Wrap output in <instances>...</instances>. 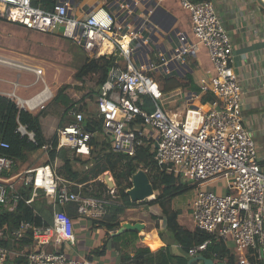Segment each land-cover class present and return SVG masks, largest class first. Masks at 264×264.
Segmentation results:
<instances>
[{"label":"built area","instance_id":"built-area-1","mask_svg":"<svg viewBox=\"0 0 264 264\" xmlns=\"http://www.w3.org/2000/svg\"><path fill=\"white\" fill-rule=\"evenodd\" d=\"M165 1L116 0L107 7L87 8L75 0H56L45 9L39 6L41 0H0V18L27 30L71 39L89 59L115 58L95 99L102 135L112 151L134 157L140 147L148 145L161 172L185 176L198 185L227 180L229 191L222 195L198 188L188 211L197 229L233 242L240 254L239 264H249L247 253L251 251L264 257V173L253 134L244 124L243 86L232 66V39L212 1L178 0L191 15L193 38L156 20ZM200 46L207 50L213 69L200 81L199 91L188 94L183 116L169 113L166 104L170 97L154 73L166 78L186 75L188 59ZM0 63L33 73L35 83H43V89L30 98L20 97L19 83H14L6 97L18 109L35 111L52 98L43 68L4 57ZM208 93L215 97L213 103L198 100ZM69 114L72 121L56 130L57 150L91 155L98 130L86 127L87 112L80 111L77 104ZM17 132L36 142L35 132L26 125L19 123ZM7 148L0 129V264L11 258L26 264H94L69 255L77 240L75 222L61 207L75 203L77 215L98 218L109 201L73 192L58 174L57 161L13 173L17 161L2 153ZM51 148L49 144L42 150ZM22 187L32 189L25 199L29 206L40 190L52 197V222L2 224L4 215L15 213L23 200ZM114 193L110 189L113 197ZM210 243L208 239L194 245L189 257L201 254Z\"/></svg>","mask_w":264,"mask_h":264},{"label":"trees","instance_id":"trees-1","mask_svg":"<svg viewBox=\"0 0 264 264\" xmlns=\"http://www.w3.org/2000/svg\"><path fill=\"white\" fill-rule=\"evenodd\" d=\"M36 1L37 0H35V3ZM191 1L197 3L204 0ZM55 2L56 0L41 1L47 8H51ZM0 21L12 23L2 18H0ZM114 62L115 58L113 57L111 59L104 56L98 59H89L86 56L84 64L78 67L75 79L86 83L88 82L89 76H94L97 79L96 85L86 86L88 89L87 93L78 99H71L70 95L65 91L67 87H70L69 85L63 86L58 90L54 99L46 106H43L37 113L20 110L15 102L6 96L0 95V129L3 139L9 144V148L3 149L2 153L12 157L16 161L27 162L29 155L41 150L45 145H52V148L48 151L49 160L46 163H54L57 161L59 164L57 167L58 174L73 192L81 193L85 197L105 198L109 201L105 205V212L102 216L91 218V223L94 226L106 229V236L108 238L111 237V233H115L120 229L124 220H129L132 223L144 222L146 223L147 230L156 228L159 225V221L164 220L166 230L175 237L177 244L182 248L181 254L172 255L169 252V248L166 250L161 249L153 253L148 247H143L141 251L134 256L132 264H166L170 262L187 264L190 258L188 255L189 249L208 239L213 240L207 248L208 251L212 250L219 255L226 256L227 251L225 245L217 241L214 235H210L199 229L192 232L185 228L179 221V211L173 209L172 199L187 191L189 189L188 185L181 182L179 178L176 179L170 173L161 172L155 162L154 153L150 151L148 145L140 147L134 157L114 153L111 144L105 139V136L102 135L97 113L87 110L83 105L87 99L97 98L99 88L107 80L109 71L113 67ZM186 76L188 77L189 73ZM176 78L178 77H162L165 81L163 84L164 92L169 93L180 87L179 80ZM96 86L98 91L95 90ZM79 89L81 88H76V90ZM214 100L215 97L213 94L208 93L203 97L202 102L205 104L213 103ZM76 104L80 111L87 112V119L85 121L86 127L89 130H98V134L92 140L93 149L91 155L85 156L87 158L86 160L79 159L82 155L73 150H57V132L48 140L46 138V131L42 125V119L48 117L58 119L60 127L70 123L72 121V116H70L69 112ZM19 123L26 125L29 130L35 132L36 142L29 141L27 137L21 136V134L17 132ZM76 164H80L83 169H76ZM99 164L106 166L117 182V186L114 189V197L110 194L109 189H107L108 185L104 181H95L97 183L93 181L94 177L98 178L105 172L93 171ZM140 169H143L148 174L154 186L155 198L132 203L127 194L129 188L120 184V181L125 177L129 178L132 182V176ZM79 185H81V187H79ZM21 192L23 200H21L17 211L4 215L2 224L7 223L10 227H15L22 221H29L37 225L42 224V219L47 218V215H49L47 214L48 208H41V212L35 211L33 206H29L25 203V199H28L32 195V189L30 187H22ZM43 193L45 194V192ZM45 196L47 197L46 194ZM35 201L33 203H35ZM129 201L130 204H127ZM68 207H70V209L67 211L71 215L73 212L76 213L74 211V209L76 210L77 208L75 203L69 204ZM157 207L160 209V213L154 211ZM132 211L139 213L137 215L134 214L136 215L134 217L129 216ZM102 248L101 251L96 249L94 252L97 254H104L106 246ZM250 253L249 264H262L256 257L258 256L257 253ZM233 259L234 258L231 256V260ZM21 260L20 258L17 259V261Z\"/></svg>","mask_w":264,"mask_h":264},{"label":"crops","instance_id":"crops-1","mask_svg":"<svg viewBox=\"0 0 264 264\" xmlns=\"http://www.w3.org/2000/svg\"><path fill=\"white\" fill-rule=\"evenodd\" d=\"M114 1L116 0H75V3L78 4L79 6L92 8L96 6L107 7L108 5L112 4ZM209 1H212L214 3L217 14L221 18L224 26L228 30L232 39L233 48H234L232 66L235 73L240 78L243 86L242 109H243L244 124L253 134L258 151V158L260 160L262 171L264 173V0H209ZM173 2L174 0H168L167 4H165V2L162 4L161 8H159L158 13L156 14L155 17L156 20L164 22L166 26H168L170 29L176 28V29L184 30L193 38L192 24H191L192 20L189 14L181 10H174L172 4ZM10 24L19 25L18 23H10ZM49 35H53V34H49ZM58 37H62V36L59 35ZM15 47L17 46L9 45V47H7L6 45H4V50L7 52L15 51L14 50ZM191 57H192L191 60L188 59V65L190 66V70L188 72L189 78L186 76L188 73L178 78H184V79L188 78L187 80L189 81L188 86L191 87L190 91L196 93L199 90V83L202 80V78L205 77L208 71L213 69V63L208 55L207 50L203 46L202 47L200 46L196 54L192 55ZM194 63L195 66L197 67L196 69H194V65H193ZM21 70L23 69H19L17 67L9 68V66L0 63V95L7 96L6 93L12 92L14 90L15 82L19 83L17 89V94H18L19 88L23 87L22 83L18 80L19 77L22 76L21 74L23 73V71ZM35 81H36V76H35ZM35 81L33 82L34 84ZM11 85L13 86L12 90L10 89ZM194 85L195 87H193ZM48 86L52 92L53 87H51L50 85ZM63 86L66 85L65 84L61 85V87ZM61 87L60 86L58 88L56 87V89L59 90ZM177 89H181V88L179 87ZM53 93L54 91L52 92V94ZM205 95L206 94L200 95L198 97V100L202 102V99ZM170 102L172 105L175 104L172 100ZM206 104H211V103H206ZM166 109L169 111V113H175V114L178 113V112L177 113L173 112L172 108L167 104H166ZM30 112L36 113L37 111H30ZM42 125L44 127V130L46 131V138L48 140L52 138L53 134H55L56 130L60 127L59 120L50 117L42 119ZM42 152L45 153L44 158L47 159L46 160L47 162L49 160L48 152L41 149L29 155L28 161L23 162L26 163V166L23 168V170L26 168H35L42 165H46L47 164L46 162L42 165H34V161H38V159L34 160L35 154L39 153L42 155ZM19 162L21 163L22 161ZM48 164H52V163H48ZM227 183H228L227 180H216L215 182L209 183L207 189L213 190L216 193L222 195L228 193L229 191ZM39 194L40 192L37 193L35 199H37ZM191 203L192 201H190L189 205L185 207L182 212H179V221L185 228L194 232L196 231L197 228L194 222L192 221L188 211V208L191 207ZM48 204L49 207L47 214L49 215H47V218L49 220L45 217L44 218L45 220L52 222L55 209L53 207V199L51 197H49ZM68 205H66L65 207H61V209H66V210L70 209ZM74 211L76 212L75 209ZM72 217L75 222V232L77 238L76 244L69 249V255L72 258H77V259L86 258L91 262H93L94 264H122L125 262L132 263L130 262V259L134 258V256L138 252H140L143 247H148L150 251L153 253H156L161 249L166 250L169 248V252L172 255L181 254L182 248L180 247V245L177 244L175 237L170 232H168V230H166V224L164 220H160L159 225L157 226L158 228L156 227L152 230H147L145 228L144 231H140V232L125 231L120 235H114L116 233L115 232V233H111V237L108 238L106 236V229L99 228L98 226H94L91 223L92 217H81L74 212L72 213ZM125 222H131V221L124 220L122 224ZM215 238L217 241L222 242L225 245L227 251L226 256L219 255L216 252H213L212 250L208 251V249L203 251L201 254H203L207 259H211L215 264H239L240 254L237 251L234 243L231 241L223 242L216 236ZM145 240L150 242L151 245L145 243ZM104 246H106V250L104 254H97L94 252L96 251V249L101 251L103 249L102 247ZM253 253L256 254L255 251H253ZM250 255H251L250 252L247 253L248 262L250 261ZM231 256L234 258L233 260H231ZM256 257L258 261L264 264V257L262 258H259L258 256ZM6 264H26V262L23 260L17 261L16 258H11ZM157 264H165V263H157ZM166 264H176V263L170 262ZM201 264H203V262H201Z\"/></svg>","mask_w":264,"mask_h":264},{"label":"rangeland","instance_id":"rangeland-1","mask_svg":"<svg viewBox=\"0 0 264 264\" xmlns=\"http://www.w3.org/2000/svg\"><path fill=\"white\" fill-rule=\"evenodd\" d=\"M168 1V0H167ZM167 1H165V4H167ZM173 9L174 10H181L185 13H188L190 18L191 15L189 11L184 9L178 0H174ZM38 5V4H37ZM40 7L49 9L46 7V5L39 4ZM187 12H186V11ZM192 24V21H191ZM4 45L9 47L11 46H17L14 48L15 51L7 52L4 50ZM202 47V46H201ZM9 54V55H8ZM86 52L83 50V48L77 44V42L67 39L64 37H58L57 35H49L33 30H27L26 28H23L20 25L10 24L5 21H0V57H4L11 60H16L21 64H29L33 66L42 67L45 70V80L48 85L53 87V96L50 100L46 101L43 106H46L52 99H54L55 94L57 93V89L61 85H69L70 87H67L65 90L71 97V99H78L85 93H87L88 89L86 86L88 85H96L97 79L94 76L88 77V82H80L75 79V75L78 71V67L82 66L86 60ZM192 57L189 58L191 60ZM194 65V69L197 67ZM8 66V65H7ZM10 68V67H9ZM12 69V68H11ZM20 69V68H19ZM23 73L22 76L19 77V81L22 83V85H25L27 87H20L18 90V95L23 98H30L35 96L39 91L43 89V83L40 81L38 83L33 84L35 81V75L33 73H30L25 70H21ZM20 74V73H19ZM155 79L159 82L164 84V80L162 77L154 73ZM193 76V75H192ZM191 76V77H192ZM193 78V77H192ZM179 79L180 88L176 89L172 92L168 93V96L170 99L167 102V105H169L172 108L173 112H178L177 114L182 115L187 109V99L188 94L193 93V91H190L191 87L188 86V78H176ZM191 80V79H190ZM191 82V81H190ZM33 84V85H32ZM12 85L10 86V89L12 90ZM195 87V85L193 86ZM76 88H81L79 90H76ZM95 90L98 91L97 86L95 87ZM52 91V92H53ZM30 93V95H29ZM173 101L175 104H171L170 101ZM87 110L89 111H97L96 110V101L94 98L87 99L83 104ZM41 108L36 109L35 111H39ZM36 112V113H37ZM36 153L34 160V165H42L46 162L47 159L44 158L45 153L42 152V155ZM39 157V158H38ZM79 159L86 160L87 158L84 156H80ZM22 166H21V165ZM15 169L13 173H17L26 166V163L17 162L15 163ZM30 165V163H29ZM59 166V164L57 165ZM31 167V166H28ZM76 169H83V167L80 164L75 165ZM93 171L102 172L103 174L100 175L98 178L94 177V183H97L95 181H104V175L107 174V177L110 176L115 182V187L112 189H115L117 186V182L114 178V176L109 172L108 168L102 164H99L94 168ZM173 175L176 179H180L181 182L184 184H187L189 189L180 195L175 196L172 199V207L173 209L182 212L185 207H187L190 203V201H193L196 190L198 188L201 189H207L209 184H203L198 185L193 180H190L189 178L185 176L176 177ZM93 177V176H92ZM106 183V182H105ZM120 184L127 186L128 188L132 187V182L129 178H122L120 181ZM96 186V184H95ZM107 189H111L109 186ZM110 191V190H109ZM40 194L37 197L35 203L32 204L35 210L38 212H41V208H48L49 205V197H46L43 194V191H39ZM38 192V193H39ZM52 198V197H51ZM46 202V203H45ZM127 204H130V201L127 202ZM154 211L160 213V209L157 207L154 209ZM139 212L132 211L129 216H136ZM136 214V215H134ZM79 249V247H78Z\"/></svg>","mask_w":264,"mask_h":264},{"label":"water","instance_id":"water-1","mask_svg":"<svg viewBox=\"0 0 264 264\" xmlns=\"http://www.w3.org/2000/svg\"><path fill=\"white\" fill-rule=\"evenodd\" d=\"M108 186L112 189L115 187V182L112 178L107 179ZM132 203L150 200L154 197V186L143 169L138 170L132 176V187L127 190ZM146 228L145 223L142 222H125L121 225L120 229L114 235H120L125 231H144ZM215 264L211 259H207L203 254L190 257L187 264Z\"/></svg>","mask_w":264,"mask_h":264},{"label":"bare ground","instance_id":"bare-ground-1","mask_svg":"<svg viewBox=\"0 0 264 264\" xmlns=\"http://www.w3.org/2000/svg\"><path fill=\"white\" fill-rule=\"evenodd\" d=\"M109 178H110V176L107 177V174L104 175V179H105V182H106L107 185H108V183H107V179H109ZM145 242H146L148 245H151V243L148 242L147 240H145Z\"/></svg>","mask_w":264,"mask_h":264},{"label":"clouds","instance_id":"clouds-1","mask_svg":"<svg viewBox=\"0 0 264 264\" xmlns=\"http://www.w3.org/2000/svg\"><path fill=\"white\" fill-rule=\"evenodd\" d=\"M110 190V189H109ZM155 198V194H154V197L152 198V199H154Z\"/></svg>","mask_w":264,"mask_h":264}]
</instances>
